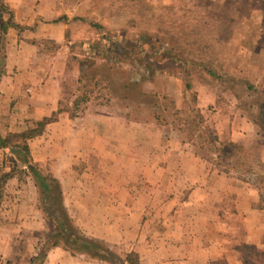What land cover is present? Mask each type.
<instances>
[{
    "label": "rangeland",
    "instance_id": "obj_1",
    "mask_svg": "<svg viewBox=\"0 0 264 264\" xmlns=\"http://www.w3.org/2000/svg\"><path fill=\"white\" fill-rule=\"evenodd\" d=\"M4 1L6 2V0ZM8 1L16 6L13 7L6 2L9 9L12 10L13 21L22 27L19 29L8 28L1 39L7 62L10 63L11 76L14 77L11 83L15 85L12 95L15 97L11 101L5 102V93L0 97L1 105L5 106L2 108L3 112L0 113V133L3 136L35 127L36 121L32 124L27 120L22 122L23 103L20 104V100L30 93L26 88L31 86V81H44L49 74H54L64 82L65 93H63L62 101L64 107L71 109L72 100L82 91H88L90 101L84 106L82 114L77 117L84 115L89 108L98 112L111 108V111L118 112L127 121L139 118L137 123L157 124L158 122L150 121L151 119L146 122L149 116L148 112H144L142 115V109L138 105H142L144 102L148 104L149 98L140 94L148 92L162 96L169 90L176 92L181 86L183 107H177L181 111L180 118H191L193 114L189 111V102L187 101L190 96L188 95L187 99L183 98L184 76L182 77L181 69L173 66L169 67L166 72L156 69V74L150 82V78H147V70L140 66L141 60L137 47L141 41L144 48L152 53V49L158 51V47L164 46L162 51L153 55V58L159 62L170 57L186 61L193 58L196 55L191 50V41L186 40L190 34L189 30H192V26L195 24L188 18L193 16L199 20L205 18V21H212L202 28V33L206 36L210 31V26L214 25L210 33L215 31L222 41H227L220 47V51H216L211 57L214 64L220 65L217 67V73L221 79L227 78V74H232L236 81H258L264 78V0H56L54 3L45 0ZM53 6L55 12L61 14L60 16L66 14L67 19L70 18L72 21L71 26L65 32L60 29L51 31L50 28L48 29L49 25H47L48 21L45 16L34 15L37 8L45 10L48 7L53 8ZM208 16L217 18V23ZM2 18L6 20L8 14L4 12ZM61 18V21L66 20L64 17ZM186 21L189 22L183 25L182 23ZM93 23L98 24L110 34L122 33L123 36H120L121 38L116 44V58L110 59L106 63L99 57L91 58L93 64L86 68L83 62L86 63L91 59L86 57V48L82 44L84 42H91L95 45L100 43L98 29L92 25ZM161 23L164 26L160 28ZM178 25L179 27H177ZM53 27L55 26L53 25ZM177 28H180L185 41L169 51L174 47V43L171 41L173 33L170 31H176ZM164 32L166 38H163L162 33ZM63 33V40L60 43L56 42L58 38L56 35L60 37ZM195 36L198 38L199 35ZM152 39L155 40V46L148 45ZM65 61L67 67H64ZM85 69L88 72L86 77L89 78L78 82L77 80ZM189 73L191 75V79L189 78L192 85L191 92H195L196 87L200 85H205L208 89L215 91L217 98L211 108L223 107L226 103L223 94L229 95V98L235 102L236 109L242 118L258 122L259 132L262 134L261 142H264V123L254 119L256 114L254 103L255 101L264 102V97L259 94L256 97L254 94L248 95L241 86L235 85V92L241 100L246 102V106L249 104L254 106L253 110H246L241 107L234 91L225 89L229 86L228 82L214 79L193 66L189 67ZM90 78L92 79L90 80ZM131 82L138 84L132 88ZM124 86L128 88L125 90ZM171 98L174 100L172 96ZM142 100L143 102H141ZM166 117L170 118L168 115ZM207 119L214 125L211 117ZM166 125L168 126V124ZM182 135L185 138L184 133ZM185 139L187 140V138ZM189 144L192 151L195 152L194 145ZM239 145L244 146L250 152L252 160H262L260 155H264V150L260 149L264 143L263 145ZM5 155H9L8 148L0 149V170L3 168L2 160ZM41 165L43 169L51 172V160H45ZM105 165L95 156H86L83 161L74 166L73 175L65 179L64 185L59 180L65 209L74 224L86 236L101 239L108 244L110 242L101 237L109 234L115 239L114 243L117 248L112 247V249L121 257H124L130 250L137 253L140 264H152L151 255L154 250L152 239L141 242H138L137 239L133 240L134 236L131 239H126L121 234L124 227L119 224V218H117L122 216V210L95 208L91 205L94 200L110 202L114 198H120V187L122 186L120 179L105 177L104 173L108 172L105 171ZM209 165L211 170L220 172L221 165L217 162ZM8 166L9 163L6 162L4 168L8 169ZM230 176L240 183L245 182L238 180L234 175ZM246 183L256 188L252 183ZM256 190L258 209L259 192L257 188ZM218 197L220 200L216 199L214 205L222 223H226V225L221 223L218 226V230L222 231L224 242L241 260L246 259L247 264H253L255 261L254 251L261 253L264 250L259 246L256 248L248 240L247 229L236 216V195L225 193ZM133 211L138 213L137 210ZM150 211H152V215L156 213V210ZM261 211L262 213L259 211V214L256 215L258 220L264 219V210ZM109 217H111L113 225L105 224ZM133 219L137 222L135 217ZM116 222L118 223L115 224ZM152 226L153 224H150V227ZM52 229L53 226L41 214L39 193L34 180L30 176L26 177L24 182L18 181L16 178L9 180L4 187V197L0 203V264H24L26 261L23 257L24 254L32 251L36 254ZM10 238L13 240L16 238L19 243H9ZM135 245L138 246V251L133 249ZM4 253L7 255H3ZM68 254L72 256L69 252ZM73 257L85 264H107L98 260H85L79 256ZM65 263L70 264L58 260V264Z\"/></svg>",
    "mask_w": 264,
    "mask_h": 264
},
{
    "label": "crops",
    "instance_id": "obj_2",
    "mask_svg": "<svg viewBox=\"0 0 264 264\" xmlns=\"http://www.w3.org/2000/svg\"><path fill=\"white\" fill-rule=\"evenodd\" d=\"M45 1L54 3L56 0ZM6 2L10 4L8 0ZM10 5L16 7L12 3ZM34 15L45 16L51 31L60 29L65 32L72 22L66 14H62L66 20L55 23L53 20L61 14L55 12L54 6L45 10L37 8ZM56 36V42L60 43L64 33ZM4 70L0 77V97L5 93L4 100L8 102L15 97L12 96L15 85L11 83L14 77L11 76L7 58ZM61 81L54 74H49L44 81H31V86L26 88L30 93L20 100V104L23 103L22 122L27 120L32 124L57 109ZM195 93L198 108L206 118H212L221 140L263 145L258 122L242 118L229 95L223 94L226 99L223 107L211 108L217 98L215 91L200 85ZM166 95L174 98L176 107H183L181 86L176 92L169 90ZM1 106L0 113L5 107ZM28 145L35 162L42 164L51 160V172L63 185L65 179L73 175L74 166L86 156H95L104 162L105 171H108L104 173L105 177L120 179V198L110 202L94 200L91 205L122 210V216L117 218L124 227L121 234L126 239L133 236V240L138 242L152 239V264H243V259L231 251L222 238V231L218 230L223 221L214 204L216 199L220 200L218 195L225 193L236 195V216L246 227L248 240L256 248L259 246L264 250V219L256 218L259 211L262 213L257 209L256 188L211 170L209 163L192 151L182 133L170 125L127 121L111 108L103 112L89 108L84 115L73 119L66 113H60L57 120L47 124L40 135L29 139ZM260 150H264V146ZM260 157L264 162V155ZM150 210H156V213L152 215ZM112 222L109 217L105 224L113 225ZM150 224L153 226L150 227ZM112 237L106 234L101 238L115 244ZM9 241L19 243L16 238ZM133 249L139 250L136 245ZM27 253L23 256L26 260L24 264L35 255L33 251ZM58 260L85 264L62 248L54 247L48 251L45 264H58Z\"/></svg>",
    "mask_w": 264,
    "mask_h": 264
},
{
    "label": "trees",
    "instance_id": "obj_3",
    "mask_svg": "<svg viewBox=\"0 0 264 264\" xmlns=\"http://www.w3.org/2000/svg\"><path fill=\"white\" fill-rule=\"evenodd\" d=\"M8 14V18L3 20V13ZM66 18L65 16H62ZM213 22L217 23V18ZM0 77L4 74L6 56L4 48L1 45V39L3 33L8 28L19 29L22 26L13 21L12 10L9 9L4 0H0ZM62 18L59 17L54 22L60 21ZM189 21H194L195 24L192 26V30H189V35L186 40H190L191 50L194 52L193 58L189 60H177L173 57L166 58L163 61H157L153 58L158 51H162L164 46L152 49V53L148 52L141 41L138 43V54L140 55V65L147 70V78H150V82L153 79L155 70L158 68L178 67L182 71L183 79V98L187 99L188 95L190 99L189 111L193 114L191 118H180L181 111L175 106L174 100L163 94L162 96L156 93H144L141 96L148 97V104L145 102L142 105H138L144 112H148V119L146 122L153 120L157 124L162 126L171 125L174 129L184 133L187 141L194 145L196 148L195 154L205 159L209 164L217 162L221 165L220 172L226 175H234L235 178L241 181L250 182L259 192L258 209L264 210V162L258 160H252L250 152H248L244 146L230 140H221L214 128V125L208 122V119L201 113L197 106L196 93L192 91V85L189 80L191 75L189 73V67H197L202 72L208 74L214 79H220V81L228 82L229 86L225 89L234 91L236 99L241 103V107L246 110H253L256 107L255 120H259L264 123V102H256L254 106H246V102L241 100L237 92H235L234 86H241L248 95L257 94L264 97V79L261 80H242L236 81L232 74H227V78L221 79L217 73V67L219 64L212 62L211 57L214 56L216 51H220V47L227 41L221 40L218 34L214 31H210L214 28V25L210 26V31L207 32V36L202 33V28L209 24L210 20L205 21L199 20L193 16L188 18ZM183 22L185 25L187 22ZM98 29L100 35V43L95 45L91 42H84L83 47L86 48V57L101 58L102 60L109 61L110 59L116 58L115 51L117 49V41L120 40L122 33L110 34L104 31L101 26L96 23L92 24ZM180 25V24H179ZM179 25L177 27H179ZM164 25L161 23L160 28ZM180 28L176 31H170L172 35V43L174 47L170 48L169 51L178 47V44L185 41L182 37ZM163 38H166V33H162ZM195 35H199L198 38ZM123 36V35H122ZM143 38V37H142ZM163 43V42H162ZM165 43V42H164ZM149 46H155V40L152 39L148 43ZM122 46V45H121ZM119 60V59H118ZM69 63V61H68ZM84 63L86 68H89L93 64V60H88ZM67 65V63H66ZM68 66V65H67ZM66 66V67H67ZM88 75L87 69L82 71V76L77 80L78 82L83 81ZM92 78H90L91 80ZM137 82H131V87L136 86ZM62 96L58 101V107L49 116H45L35 122V127L29 128L22 132L8 133L3 136L0 133V149L8 148L9 155H5L2 160V169L0 170V203L4 197V187L6 183L16 178L18 181L24 182L26 177L30 176L35 183L39 193L40 211L41 214L47 219V221L53 226L52 231L47 235L45 241L38 249L37 253L30 259L29 264H43L46 260L48 251L54 247L61 246L64 250L68 251L72 256H79L87 260H98L103 261L107 264H140L139 257L136 252L130 251L121 257L119 253L112 249L116 248L115 244L106 243L101 239L90 238L83 234L80 229L74 224L73 220L68 215L65 206L62 201V186L58 178H56L47 169H43L42 165L35 162L32 159L28 140L40 135L44 127L57 120L60 113H67L70 118H75L82 114L84 106L90 101L88 91H82L75 99L72 100V107H64L63 101V90L64 82L61 81ZM125 90L127 86L123 87ZM64 91V92H63ZM143 102V100L141 101ZM140 102V103H141ZM170 117L169 119L166 117ZM127 117V116H126ZM144 117V116H142ZM138 122V119H133ZM145 122V121H144ZM6 162L9 163L8 169L4 166ZM117 249V248H116ZM249 249V247H248ZM254 263L253 264H264V252L254 251ZM243 264H247L246 259L243 260Z\"/></svg>",
    "mask_w": 264,
    "mask_h": 264
}]
</instances>
